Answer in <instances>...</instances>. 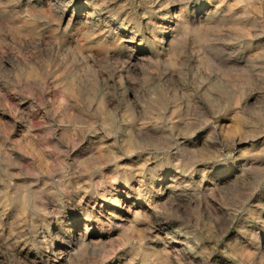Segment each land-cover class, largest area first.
Returning <instances> with one entry per match:
<instances>
[{
	"label": "rangeland",
	"instance_id": "374dc122",
	"mask_svg": "<svg viewBox=\"0 0 264 264\" xmlns=\"http://www.w3.org/2000/svg\"><path fill=\"white\" fill-rule=\"evenodd\" d=\"M0 264H264V0H0Z\"/></svg>",
	"mask_w": 264,
	"mask_h": 264
}]
</instances>
